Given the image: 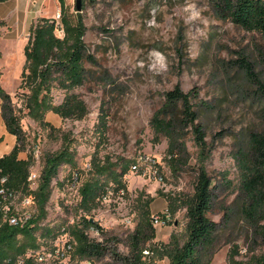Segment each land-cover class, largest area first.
Returning a JSON list of instances; mask_svg holds the SVG:
<instances>
[{"label":"rangeland","instance_id":"1","mask_svg":"<svg viewBox=\"0 0 264 264\" xmlns=\"http://www.w3.org/2000/svg\"><path fill=\"white\" fill-rule=\"evenodd\" d=\"M80 7L78 0L0 2V18L4 21L0 26V84L22 116L26 132L22 155L34 157L32 187H38L45 155L61 149L65 135L74 153V165H63L53 180L47 217L41 223L54 232L45 236L37 232L41 246L35 250L51 249L57 241L67 239L62 235L63 228L71 232L80 225L83 213L78 209V189L98 177L92 166L96 157L101 164L109 163L117 169L129 165L130 169L124 177L127 190L117 191L111 183L107 195L89 215L106 233L90 229L92 239H107L111 249L127 254L129 235L144 211L148 208L156 216H163L167 210L171 213L170 200L178 205L181 198L192 195L198 169L204 166L215 195L210 217L218 226L211 264H230L232 255L240 260L259 255L264 250L262 240L241 209L245 200L242 158L250 133L263 128L264 103L257 93L258 84L242 60L249 61L264 81V34L220 18L209 0H80ZM64 11L74 18L79 13L83 16L85 40L95 62L86 64L88 80L76 89L89 113L82 119H64L49 111L46 120L56 127L51 129L28 114L18 94L22 93L19 86L24 48L32 26L42 17L54 18L57 34L63 37ZM176 85L185 92L193 91L192 103L206 133V143L200 146L193 129L186 128L180 138L186 147L173 168L169 139L165 135L158 138L151 121L166 93ZM64 97L62 89L54 90L56 103ZM1 107L0 96L2 112ZM142 157L155 159V164L148 165L151 172L144 167L140 171L132 169ZM155 170L158 174L153 173ZM14 204L23 208L19 199ZM27 209L38 212L35 206ZM187 225V210L179 207L169 219L157 224L156 237L148 245L167 243L172 235L183 243ZM71 239L74 241L72 235ZM33 252L31 249L27 256ZM147 255L155 264H170L168 257ZM87 261L74 257L62 264ZM89 262L120 264L112 252ZM35 264L58 262L51 257Z\"/></svg>","mask_w":264,"mask_h":264},{"label":"trees","instance_id":"2","mask_svg":"<svg viewBox=\"0 0 264 264\" xmlns=\"http://www.w3.org/2000/svg\"><path fill=\"white\" fill-rule=\"evenodd\" d=\"M4 1L7 0H0ZM209 2L220 18L230 20L247 30L264 34V0H209ZM61 23L63 37L57 34L58 26L54 18L42 17L32 26L24 48L25 64L19 86L22 93L18 94L21 95L28 114L51 129L56 127L46 120L49 111L59 114L64 119H82L89 113L86 101L76 89L88 80L86 64L95 62V56L89 51L85 40L87 26L81 13L74 18L64 11ZM2 25L4 21L0 18V26ZM242 63L247 73L258 84L257 93L264 103V81L257 77L249 61L243 59ZM55 89H62L65 92L61 103L55 102ZM0 96L2 116L7 130L17 138L14 148L0 157V190L5 188L8 193L31 197L33 205L38 209L24 225L11 224L9 217L16 214V211L14 207L5 210L11 199L0 193V264H16L19 258L26 264H35V255L27 254L31 249L36 252L35 249L41 246L37 232L41 231L43 236L54 232L52 228L43 227L41 223L47 217L53 180L63 165H74V153L70 149V140L65 135L61 149L45 155L38 187L33 188L30 177L34 157L32 154L27 158L20 157L26 147L22 116L14 106L10 93L1 84ZM192 97L193 91L185 92L176 85L166 93L164 103L155 112L151 121L156 136L160 138L165 135L169 139L168 154L173 168L179 161V153L186 147L184 141L180 139L185 135L186 128L193 129L200 146L203 147L206 143V133L198 121L199 114L194 108ZM261 118L263 128L250 133L242 158L245 200L241 209L264 246V104L261 107ZM92 166L98 177L85 181L79 188L81 199L78 209L83 214L80 225L71 229L74 238V241L71 239L73 244L71 260L78 257L79 260L90 261L112 252L120 264H155L147 259L150 257L147 254L151 253L158 259L168 257L170 264H211L217 244L218 226L210 217L215 195L212 180L204 166L198 169L194 193L181 198L178 205L173 200L169 203L171 214L179 207L187 210V237L184 242L182 243L177 235H172L167 243L156 242L148 245L149 240L156 237L157 225L156 215L151 214L147 208L134 232L129 235L127 254L111 249L107 239V243L106 240L92 239L88 230L94 229L106 234L99 223L92 220L89 215L107 195L111 183L116 185L117 191L127 190L124 177L130 166L113 168L109 163L97 162L96 157L93 158ZM104 176L107 179H103ZM75 179L73 176L74 181ZM53 236L56 238L55 234ZM230 264H264V250L259 255H252L248 260H240L232 255Z\"/></svg>","mask_w":264,"mask_h":264},{"label":"built area","instance_id":"3","mask_svg":"<svg viewBox=\"0 0 264 264\" xmlns=\"http://www.w3.org/2000/svg\"><path fill=\"white\" fill-rule=\"evenodd\" d=\"M59 17H60V14H59ZM155 163L156 161L152 157H142L141 161L133 165L132 169L135 171H140L144 167L145 168L143 169L144 171L151 172V168L148 165L155 164ZM153 173L158 174V171L155 170L153 171ZM30 179L32 180V176L30 177ZM159 179H162V176H160ZM4 180L5 179H3V181ZM75 184L76 183H74V185ZM0 193L3 194L5 198L10 197L11 199L10 205H7L5 207V210L8 211L10 208L14 207V210L16 211V214L9 217V222L11 224L24 225L26 221L31 219L34 213L31 212L29 209H27L28 207L34 206L33 205L34 203L31 197L8 193L5 188H2L0 190ZM17 199H19L20 204L22 205L23 208L20 209V207L15 206L14 201H16ZM170 217H171V213L170 211L167 210L165 211V213H163V216L157 215L155 217V223L156 225L160 224L163 222V218L169 219ZM70 233H71L70 230L68 231L67 228H63L62 235L63 237L67 238L65 241L59 240L55 244H53V247H51V249H49V247H44L42 251H39V252L36 251L34 253H31L29 256L35 255L36 261L41 262V263L48 261L51 257H53L55 261L58 262V264L69 263L71 261V255H72V250H73V244L71 243ZM18 263L26 264L22 258H19L16 264ZM77 263L80 264V262H77ZM83 264H92V263L87 261Z\"/></svg>","mask_w":264,"mask_h":264},{"label":"crops","instance_id":"4","mask_svg":"<svg viewBox=\"0 0 264 264\" xmlns=\"http://www.w3.org/2000/svg\"><path fill=\"white\" fill-rule=\"evenodd\" d=\"M17 138L7 130L2 112L0 110V157L9 153L16 145ZM20 157L27 158L20 154Z\"/></svg>","mask_w":264,"mask_h":264},{"label":"water","instance_id":"5","mask_svg":"<svg viewBox=\"0 0 264 264\" xmlns=\"http://www.w3.org/2000/svg\"><path fill=\"white\" fill-rule=\"evenodd\" d=\"M78 9H81V7H80V0H78Z\"/></svg>","mask_w":264,"mask_h":264}]
</instances>
